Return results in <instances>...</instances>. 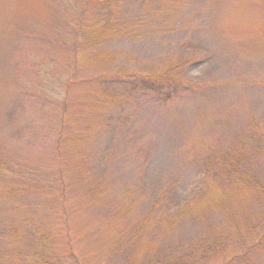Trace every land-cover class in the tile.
<instances>
[{
	"label": "rangeland",
	"instance_id": "374dc122",
	"mask_svg": "<svg viewBox=\"0 0 264 264\" xmlns=\"http://www.w3.org/2000/svg\"><path fill=\"white\" fill-rule=\"evenodd\" d=\"M0 264H264V0H0Z\"/></svg>",
	"mask_w": 264,
	"mask_h": 264
},
{
	"label": "trees",
	"instance_id": "16d2710c",
	"mask_svg": "<svg viewBox=\"0 0 264 264\" xmlns=\"http://www.w3.org/2000/svg\"><path fill=\"white\" fill-rule=\"evenodd\" d=\"M156 87V94L160 95L161 90H162V86H155Z\"/></svg>",
	"mask_w": 264,
	"mask_h": 264
}]
</instances>
